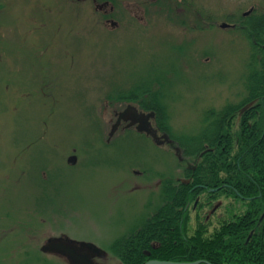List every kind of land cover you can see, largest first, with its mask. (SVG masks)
<instances>
[{"label":"rangeland","instance_id":"rangeland-1","mask_svg":"<svg viewBox=\"0 0 264 264\" xmlns=\"http://www.w3.org/2000/svg\"><path fill=\"white\" fill-rule=\"evenodd\" d=\"M174 1L176 14L161 4L162 16L115 18L111 29L96 24L90 2L0 0V264H69L38 251L53 238L95 248L98 264H124L108 243L139 228L144 235L170 210L148 200L159 196L154 182L188 178L196 156L185 141L209 134L208 112L223 111L219 124L232 138L243 118L258 119L259 100L248 97L250 45L221 24L239 26L250 8L264 13V0ZM140 88L167 110L163 146L134 130L109 137L113 111L136 105L117 93ZM172 200L171 222L153 235L183 223L185 235L201 224L205 236L217 226L218 217L203 224L192 201Z\"/></svg>","mask_w":264,"mask_h":264},{"label":"trees","instance_id":"trees-1","mask_svg":"<svg viewBox=\"0 0 264 264\" xmlns=\"http://www.w3.org/2000/svg\"><path fill=\"white\" fill-rule=\"evenodd\" d=\"M243 18L239 26L236 25V29L241 31L250 45L247 81L251 85L248 97L259 100L260 107H257L261 108L259 117L252 121L243 118L239 132H236L237 134L232 138L223 133L224 124L221 126L219 124L222 118L218 115L223 111H218L217 115L211 109L208 114L217 117L211 115L204 120L206 124L204 132L207 131L209 134L203 136L201 133L200 138H190L191 140L185 141L188 147L185 153L193 158L196 156L194 169H189L185 175L190 179V184L177 182V185L172 186L171 181H165L162 183V195L181 196L178 202L183 205L192 201L191 196H199L200 193L209 196L254 197L244 202L245 212L230 217L226 220L225 226L222 225L223 221L218 222L217 226L205 236L202 234L205 229L203 225L198 224L187 236L183 223H180L171 227L172 230L170 229L166 234L167 237L153 235L156 231L152 227L154 228L155 225L147 226L152 230H144L145 234L142 236L138 234L137 237H130L132 243L129 250L125 245L127 241L119 240L111 245L110 250L124 264H140V261L129 263L130 260L127 261L126 258L128 256L143 258L144 250H150L151 257L157 259L204 260L210 264H264V13L258 15L251 13ZM36 90H39V87ZM140 96H143L144 100L140 99ZM117 97L136 102V106L141 110L154 111L156 127L161 132L171 134L166 117L167 110H164L157 101L156 93H148L146 89L140 88L138 92L129 94L118 92ZM239 106L229 105L226 108L228 111L232 108L236 110ZM179 145L184 147L182 141ZM207 147L210 149L203 152ZM194 187L195 189H192ZM218 187L216 191H209ZM176 201L177 199L174 200ZM261 213L262 219L258 225H255ZM147 233H151V236L146 237ZM156 239L160 241L161 248L155 251L149 248L148 244L150 240Z\"/></svg>","mask_w":264,"mask_h":264},{"label":"flooded vegetation","instance_id":"flooded-vegetation-1","mask_svg":"<svg viewBox=\"0 0 264 264\" xmlns=\"http://www.w3.org/2000/svg\"><path fill=\"white\" fill-rule=\"evenodd\" d=\"M86 2H90L91 6H92V14L96 15V24L99 25H104L106 26H110L111 29H115L118 28V22L115 21V18L120 19L119 17H127L130 20L131 19L130 16H132L133 18H135L136 20H145L147 21L145 18L146 16H148L149 14H155L156 17H160L162 16V11L160 10V5L163 4V6L165 4L168 5V7L170 8L171 12H175V14L178 12V10H176V5L177 2H169V1H157V0H76V3L82 4V3H86ZM73 3V2H72ZM154 10H153V8ZM157 7V8H155ZM152 8V9H151ZM185 12L187 13V10L185 9ZM145 15V16H144ZM182 15V14H181ZM141 18V19H140ZM157 19H161V18H157ZM128 20V19H127ZM126 20V21H127ZM233 27L232 28H237L235 25L231 24ZM231 27H227L224 29H228ZM128 105V104H127ZM127 105H125L123 108L119 109V110H114L113 111V119H111V121L113 120V123L111 124L110 127V131H109V137L113 136L115 133H117L118 131H127V130H134L136 131V125H132L130 127H125L126 124L129 121H119V123L117 124V127L115 128V131L112 135H110L112 126L115 124L117 118H118V113L120 111H122ZM138 111H144L139 109V107H137ZM151 111V110H150ZM155 113V112H154ZM156 116V114H155ZM154 117H152L150 119V127L153 130H156L157 134H159V129L156 127V124H154ZM137 132V131H136ZM166 142H164L163 144H165ZM163 146V145H160ZM191 170L194 169V167L190 168ZM189 171V169H187ZM142 171V170H141ZM141 171H132V174L136 175V176H140ZM127 172H129L127 170ZM131 174V173H130ZM178 182L182 183V184H186L189 185L190 184V179L189 178H179L177 179ZM158 186V188H157ZM202 187V186H201ZM148 188H151L150 185L148 186ZM147 188V189H148ZM154 188L158 189V194L159 196H153L150 198H148V200H154L157 199L159 201H161V204L159 206V209H161L162 203L166 202L167 204H169L170 206V210L165 211L166 214L164 216H161L159 219L157 220H149V223H147V226H150V223H154L156 224L155 227H157L158 225H161L162 223H169L171 222L172 219V214H173V209H171V205L172 202L170 200H172V198L174 197V200L177 199V201L180 199L181 196H160L162 195V182L160 179L156 180L154 182ZM192 189H195L192 188ZM219 187L217 189H212L213 191L218 190ZM210 190V189H209ZM211 191V192H213ZM176 197V198H175ZM192 197V202H193V208L192 210H194L195 212L197 211L199 213V209L203 208L201 211L203 213H205L204 215H202V217H204L203 223L207 224L210 223L212 221V219L218 217V222H222V225L225 226V222L226 220H229L230 217L232 216H236L239 215L238 211L241 212L240 209L237 208L238 205H242V213L245 212L246 208H245V203L248 200L253 199L252 197L254 196H250V197H246V196H209L208 194H205V196H191ZM195 198V199H194ZM218 199V201L216 202L215 200ZM194 200V201H193ZM173 201V200H172ZM189 202H186L185 205H188ZM190 204V203H189ZM166 205V204H163ZM240 205V207H241ZM173 206H176V204L174 203ZM235 209V210H233ZM239 212V213H240ZM148 216L149 218H155L157 215V211L154 210V213L151 215L150 210H147ZM160 215V214H159ZM219 215V216H218ZM262 219V213L260 215V217L258 218L257 222L255 225H258L260 220ZM134 226L136 225V223L133 224ZM167 225V224H166ZM214 227V226H213ZM136 228V226H135ZM255 227L253 226L252 229H254ZM138 229V228H137ZM141 228H139L138 230L134 231V232H138ZM253 230H251L252 232ZM131 232V231H129ZM133 232V237H137L138 234ZM254 232V231H253ZM132 237L131 235H127ZM150 234H147L146 237H150ZM132 241V240H131ZM129 237H128V241L126 242V247H128V250L130 249L129 246L131 245V242ZM118 240H111L110 243H108V246L111 247V245L117 243ZM149 248L153 249V250H160L161 248V243L157 240H150L149 244H148ZM108 247V248H109ZM40 248V247H39ZM111 252L113 253V251L111 250ZM143 258H132V257H127L126 260L130 262H135V261H140V264H144L145 262L149 261V260H170V259H157V258H153L151 257V251L150 250H144L143 251ZM175 261H180V260H175Z\"/></svg>","mask_w":264,"mask_h":264},{"label":"water","instance_id":"water-1","mask_svg":"<svg viewBox=\"0 0 264 264\" xmlns=\"http://www.w3.org/2000/svg\"><path fill=\"white\" fill-rule=\"evenodd\" d=\"M227 26L225 23L221 24V27ZM154 116V112L144 113L138 111L137 108L131 104H128L122 111L118 113V118L115 124L112 126L110 135H112L117 127L119 121H129L125 127H130L136 125V130L139 132H145L150 135L156 145L162 144L164 142H171L166 133L158 136L156 130L150 127L149 119ZM177 149V148H176ZM74 160L75 157L69 158ZM95 248L88 246L85 243H76L74 241H66L62 238H53L45 242L41 247L40 251L44 253L58 254L64 257L69 264H98L94 261ZM210 264L204 260H196L192 262L184 261H168V260H149L144 264H199V263Z\"/></svg>","mask_w":264,"mask_h":264},{"label":"bare ground","instance_id":"bare-ground-1","mask_svg":"<svg viewBox=\"0 0 264 264\" xmlns=\"http://www.w3.org/2000/svg\"><path fill=\"white\" fill-rule=\"evenodd\" d=\"M253 12V10L250 8L249 10H247V11H245L244 13H243V16H247V15H249V14H251ZM223 24V23H222ZM227 26H225V27H221L222 29H224V28H227V27H231V29H235V28H232L233 26L231 25V24H229V23H225ZM228 29H230V28H228ZM236 32L238 33V34H240V31L239 30H237L236 29Z\"/></svg>","mask_w":264,"mask_h":264}]
</instances>
